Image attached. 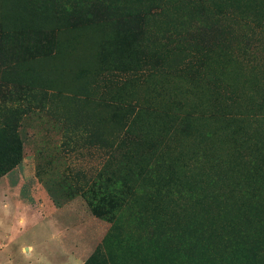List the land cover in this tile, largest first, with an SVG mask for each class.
Listing matches in <instances>:
<instances>
[{
	"label": "rangeland",
	"instance_id": "obj_1",
	"mask_svg": "<svg viewBox=\"0 0 264 264\" xmlns=\"http://www.w3.org/2000/svg\"><path fill=\"white\" fill-rule=\"evenodd\" d=\"M124 2L0 0L47 98L0 176V264H110L115 222V264H264V0Z\"/></svg>",
	"mask_w": 264,
	"mask_h": 264
},
{
	"label": "trees",
	"instance_id": "obj_2",
	"mask_svg": "<svg viewBox=\"0 0 264 264\" xmlns=\"http://www.w3.org/2000/svg\"><path fill=\"white\" fill-rule=\"evenodd\" d=\"M208 0H194V2L204 3ZM227 0H212L213 8H222V4ZM143 0H135V7L124 2L122 5L129 6V8H155V6H141ZM147 2V0H146ZM111 10V8H120L114 6L111 2H104L103 4H97L96 9ZM35 12L40 11L44 13V10H38L32 8ZM34 12V13H35ZM73 10L70 9L68 17L71 19ZM39 13V12H38ZM140 15L138 13H126L120 16V20L123 22H137ZM74 17H72L73 19ZM20 18H15L19 20ZM16 61H7L5 54L0 51V176L6 174L12 168H14L21 160L22 156V142L19 134V126L24 117L29 116L35 110H39L44 106L46 98L45 92L37 89L34 83L29 80H25L22 83L19 77L15 74L17 69ZM5 92L4 94H2ZM109 160V156L104 163L103 169L106 168V164ZM112 176V174H110ZM98 215L105 219H112L107 217V210L101 212L97 211ZM105 215V216H104ZM116 222L112 226L111 233L106 237L104 246L108 254L110 264H115L116 260L113 254V246L111 237L116 229ZM115 227V229H114ZM88 262V261H87ZM86 264V263H84Z\"/></svg>",
	"mask_w": 264,
	"mask_h": 264
},
{
	"label": "crops",
	"instance_id": "obj_3",
	"mask_svg": "<svg viewBox=\"0 0 264 264\" xmlns=\"http://www.w3.org/2000/svg\"><path fill=\"white\" fill-rule=\"evenodd\" d=\"M7 204H8V203H7ZM7 204H6V203H5V204L3 203L4 206H7Z\"/></svg>",
	"mask_w": 264,
	"mask_h": 264
}]
</instances>
